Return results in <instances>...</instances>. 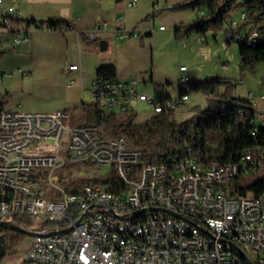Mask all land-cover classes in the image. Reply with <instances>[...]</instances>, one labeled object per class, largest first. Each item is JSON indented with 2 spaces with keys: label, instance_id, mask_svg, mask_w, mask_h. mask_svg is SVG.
I'll list each match as a JSON object with an SVG mask.
<instances>
[{
  "label": "built area",
  "instance_id": "built-area-1",
  "mask_svg": "<svg viewBox=\"0 0 264 264\" xmlns=\"http://www.w3.org/2000/svg\"><path fill=\"white\" fill-rule=\"evenodd\" d=\"M139 2L130 0L127 7L135 8ZM16 3L0 0V35L12 36V44L19 46L29 43L31 33L13 29ZM245 19L241 12V20ZM106 26L100 24L87 36L96 39ZM248 26L253 30L250 38L262 36L260 27ZM39 30L49 32L46 27ZM56 32L65 33L66 28ZM77 70L76 65L71 66V71ZM180 71L188 70L181 67ZM11 78L12 74H0V81ZM190 80L184 75L181 84ZM93 86L102 119L110 114L133 115L141 103L153 105L154 114L176 111L189 98L185 94L160 103L155 95L139 91L135 77L96 78ZM262 102L264 96L248 95L247 103L254 107ZM69 115L66 111L40 114L0 108V191L21 190L14 207L0 206V225L13 223L15 218L31 221L24 264H264V196L244 198L239 189L232 188L236 200H223L221 190L191 189L187 182V174H196L203 181L205 176L221 177L223 186H231L229 182L259 171L264 179V139L260 136L264 109L252 120L251 135L258 153L244 151L239 162L231 163V170L208 168L190 148L172 160L143 162V153L125 136L97 140L90 128L103 124L70 128ZM65 138L68 144L64 145ZM80 166L95 171L112 168L113 177L123 184V194L89 193L82 187L68 191L79 177L90 181L113 178L78 174ZM60 170L74 174L56 177ZM40 172L45 173V196L28 189V182H36ZM130 176H137V183H130ZM159 178L175 184V195H166L155 186ZM51 198L55 201H49ZM33 227L40 230L33 231Z\"/></svg>",
  "mask_w": 264,
  "mask_h": 264
},
{
  "label": "rangeland",
  "instance_id": "rangeland-1",
  "mask_svg": "<svg viewBox=\"0 0 264 264\" xmlns=\"http://www.w3.org/2000/svg\"><path fill=\"white\" fill-rule=\"evenodd\" d=\"M129 1L102 0L100 22H107V27L96 39L43 32L34 26L30 29V42L20 46L12 44V36L0 35V74H12L11 79L0 81V108L40 114L66 111L70 114V128L83 125V105L97 104L93 83L97 69L102 66H115L116 79L135 77L139 91L149 97L155 95L156 85L162 86L165 96L173 100L180 98V91L189 92L188 101L175 111L176 125L170 131L149 122L155 115L153 105L141 103L136 106L133 123L125 124L126 138L143 153L142 161L145 162L154 150L177 143L175 130L178 124L201 117L202 112L217 105L210 102L214 97L191 91L190 85L181 84L184 75L191 78V83H226L221 88V93L226 96L216 98V101L246 102L250 93L256 98L264 96V63L243 67L239 45L231 40L226 27L211 28L205 34L197 32L203 9H177L188 0H159L157 3L156 0H140L137 7L130 9L127 7ZM241 12L232 11L228 23L236 22L237 25H231V28L240 30L245 36L251 34L252 29L241 20ZM24 20L29 19L24 17ZM13 29L28 30L25 22L15 23ZM72 65L79 70L71 71ZM182 66L188 70L186 73L180 71ZM259 107L264 109V102L259 103ZM66 134L69 136V131ZM63 144H68L67 138ZM87 168L80 166L77 173L114 176L112 168L100 171ZM68 173L74 174L60 170L55 176L63 177ZM262 179L263 171H259L229 184L233 189H242ZM23 229L28 230L27 226ZM35 230L40 228L33 227ZM3 231L7 252L0 264H24L29 237L19 238L17 232Z\"/></svg>",
  "mask_w": 264,
  "mask_h": 264
},
{
  "label": "trees",
  "instance_id": "trees-1",
  "mask_svg": "<svg viewBox=\"0 0 264 264\" xmlns=\"http://www.w3.org/2000/svg\"><path fill=\"white\" fill-rule=\"evenodd\" d=\"M157 3V2H155ZM192 8L201 11V25L197 27L196 31L205 34L211 28H228L230 31L231 40L237 42L239 45V53L242 58L243 67L253 66L258 63H264V0H188L185 4L179 6L177 9ZM234 10H242L245 13V22L255 24L260 27V35L257 43L249 45V38L251 34L242 36L239 31H234L228 23L229 15ZM17 22H25L27 28L35 26L37 29L46 27L49 31L56 32L60 27L71 28V24L66 21H47L39 22L36 20H16ZM150 34H148L149 36ZM241 36L240 38H238ZM85 38L84 36H82ZM97 78L103 80H113L117 77V70L115 66H102L97 69ZM224 82H205V83H188L191 91L201 92L206 96L214 97L210 102H215L214 108H209L201 113V117L186 120L177 125L175 136L177 143L172 147L158 148L154 150L151 155L146 157L145 162L151 164H158L162 161L172 160L181 154L186 148H190L192 154L202 161L213 162L218 164L237 163L240 161L244 151L253 147L255 138L252 137L253 124L252 120L256 115L255 110L249 103L236 102L233 99L229 101H216V98H221L226 95L221 93ZM228 90V88L226 87ZM189 95V92L180 91L182 95ZM155 96L158 102L162 103L171 99L165 96V90L162 86L156 85ZM82 110L85 114V124H103L109 135L112 137L125 136L127 129L125 124L133 123L135 115H121L110 114L102 119V113L99 105H83ZM175 111H164L160 114H155L149 119L153 125L166 127L169 131L176 125L174 122ZM264 139V128L262 134ZM45 173L40 172L36 177L38 187L35 191L36 196L41 194L47 188L43 182ZM73 181V180H72ZM97 181V182H96ZM100 183L106 185L105 181L93 180L88 178H79L72 183L77 184L74 188L68 187L67 190L72 192L80 185L85 183ZM111 187L109 192H116L122 185L117 177L111 179ZM241 195L258 197L264 194V179L247 185L239 189ZM41 196V195H40ZM13 223L18 227L25 228L31 225L29 219L15 218ZM3 230L1 234H3ZM24 235H19L23 238Z\"/></svg>",
  "mask_w": 264,
  "mask_h": 264
},
{
  "label": "bare ground",
  "instance_id": "bare-ground-1",
  "mask_svg": "<svg viewBox=\"0 0 264 264\" xmlns=\"http://www.w3.org/2000/svg\"><path fill=\"white\" fill-rule=\"evenodd\" d=\"M250 37H253V30H251ZM258 38H249L248 44H255L257 43ZM191 81V80H190ZM187 81V84L190 82ZM251 107L255 110L256 115H261V108L254 107V103H249ZM70 119V115H69ZM89 124H83L74 127H88ZM0 131H1V120H0ZM90 135L96 138L97 140H105L110 139L109 133L106 131L103 126H94L90 128ZM245 153H258V145H254L253 147L249 148L245 151ZM206 162V161H203ZM206 166L208 168H215V169H223L224 170H231V163L229 164H218L213 162H206ZM98 181H105L106 185H102L98 183H85L80 185L82 190H85L89 193L95 194H107L109 195H119L123 194V184L119 189H116V192H109L108 188L111 187V180L105 179H97ZM97 182V181H96ZM187 182H191V189H204V188H212L214 190H221V197L223 200H236V193L232 191L231 186H223V180L221 177L218 176H205L203 181V177H198L196 174H187ZM130 183H137V176H130ZM77 185V184H76ZM78 186V185H77ZM76 186V187H77ZM155 186L161 187V192L166 193V195H175V184L170 183V179L167 178H159L155 179ZM37 182H28V189H36ZM39 196H45V190L38 194ZM264 196V194L262 195ZM21 197V190L16 188H8L7 190L0 191V206L3 207H14V204L17 203V199ZM244 198H253L252 196H244Z\"/></svg>",
  "mask_w": 264,
  "mask_h": 264
},
{
  "label": "crops",
  "instance_id": "crops-1",
  "mask_svg": "<svg viewBox=\"0 0 264 264\" xmlns=\"http://www.w3.org/2000/svg\"><path fill=\"white\" fill-rule=\"evenodd\" d=\"M101 2L102 0H17L16 20H24V17H27L29 20L38 21V23L66 21L71 24V28H66L65 34L79 38L87 37L90 32L96 31L100 24L107 23L100 22L102 16ZM31 27L27 31H30ZM34 28L36 27L34 26ZM102 32L105 31L99 33ZM129 77L132 76H122L121 80Z\"/></svg>",
  "mask_w": 264,
  "mask_h": 264
},
{
  "label": "water",
  "instance_id": "water-1",
  "mask_svg": "<svg viewBox=\"0 0 264 264\" xmlns=\"http://www.w3.org/2000/svg\"><path fill=\"white\" fill-rule=\"evenodd\" d=\"M104 45V43H102ZM3 229H8L14 232H17L24 236H31L32 233L22 229L21 227H18L12 222H4L0 225V231ZM7 250L6 240L4 235H0V260L5 256Z\"/></svg>",
  "mask_w": 264,
  "mask_h": 264
},
{
  "label": "flooded vegetation",
  "instance_id": "flooded-vegetation-1",
  "mask_svg": "<svg viewBox=\"0 0 264 264\" xmlns=\"http://www.w3.org/2000/svg\"><path fill=\"white\" fill-rule=\"evenodd\" d=\"M0 234H1V232H0Z\"/></svg>",
  "mask_w": 264,
  "mask_h": 264
}]
</instances>
